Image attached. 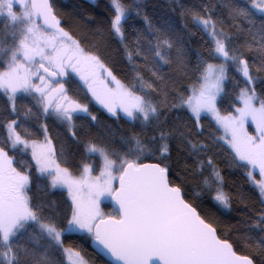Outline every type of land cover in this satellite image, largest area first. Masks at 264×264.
<instances>
[{"label": "trees", "instance_id": "1", "mask_svg": "<svg viewBox=\"0 0 264 264\" xmlns=\"http://www.w3.org/2000/svg\"><path fill=\"white\" fill-rule=\"evenodd\" d=\"M49 1L60 27L80 48L97 57L134 94L157 107L159 116L143 121L142 116L129 119L109 115L70 76L65 80L67 94L88 110L72 116L70 129L52 112H45L33 96L17 94L11 102L0 90V148L12 160V168L28 176L30 207L39 219L27 222L18 234L19 244L45 256V264H68L61 247L47 237L40 224L65 229L73 206L64 190L52 186L55 173L40 171L30 142L43 140L47 132L63 167L77 175L88 166L97 175L104 160L99 152L89 151L92 145L122 155L135 148L133 137H137L146 150L136 162H154L167 168L169 183L181 190L184 200L215 228L220 239L228 241L236 253L248 256L254 264H264V201L249 179L248 165L237 158L208 116L194 118L185 104L173 107L199 85L204 69L211 63L224 67L222 92L215 98L217 112L229 115L242 108L240 97L244 89L254 90L253 103L260 108L264 102V14L252 7V0H118L127 12L119 36L112 27L117 13L111 0ZM239 9H246L249 15H238ZM194 17H211L217 32L222 30L226 36L229 56L237 59L218 58L209 30ZM163 40L172 47L162 44ZM158 44L164 60L155 56ZM138 52L140 55H136ZM241 60L247 62L251 80L244 76ZM5 68L0 59V71ZM92 116L96 119L92 120ZM13 120L16 124L12 127L23 141L14 147L15 137L9 138ZM247 127L253 132L251 125ZM165 144L167 152H163ZM192 144L198 147L194 149ZM109 158L117 160L114 155ZM216 173L222 179H217ZM218 191L228 198L227 207L215 199ZM102 208L106 217L117 216L110 202L103 201ZM90 241L91 237L77 233L61 237L64 246L79 251L88 263L109 264L92 249ZM20 264L31 261L21 258Z\"/></svg>", "mask_w": 264, "mask_h": 264}, {"label": "snow or ice", "instance_id": "2", "mask_svg": "<svg viewBox=\"0 0 264 264\" xmlns=\"http://www.w3.org/2000/svg\"><path fill=\"white\" fill-rule=\"evenodd\" d=\"M112 3L117 13L112 27L119 34L124 10L118 0H112ZM15 4L22 6L20 15H17V11L20 9L14 11ZM252 5L264 13V0H252ZM5 13L12 21L13 27L17 24L22 26L19 37L15 32L9 34L13 41L18 39V46L13 43L10 49H5L3 47L5 40H0V53L11 51L12 63L9 65V71L0 75V88L6 92L10 90L13 94L9 97L10 100H15L18 85L24 91L33 87L42 95L44 88L47 87L46 84L44 86L31 84L30 76L38 75V70L29 73L27 69H24V74L21 75L20 70L24 68V65L18 60V54H22L23 60L28 62H33L36 57H40L39 68H42L50 76H56L57 71H50L43 61H47L51 68L58 69L60 75H63L65 65H69L74 71H77L76 65L81 62L103 67L97 57L85 55L78 42L60 27V22L52 14L48 0H39V3L37 0H0V15ZM237 14L249 15L246 9H239ZM38 16L43 17L44 27L34 19ZM194 19L205 29H211L209 35L215 44L216 53L229 59H237L235 55L229 56L224 42L226 36L222 30L217 32L216 24L211 17H194ZM47 29L53 31L48 32ZM161 43L166 44L168 48L172 47L168 40H163ZM261 47H264V44ZM45 49H49V51H45ZM136 55H140V53L138 52ZM155 56L161 60L165 59L159 44L155 49ZM129 57H131V53H129ZM240 63L243 65L244 76L251 80L247 62L241 60ZM202 75L204 83L200 84L198 89H193V95L186 100L182 98L181 104L173 105V107L187 104L197 119H199L201 111L215 113L217 119L224 124L225 129L231 130L232 140L229 143L239 159L247 161L254 168L258 166L260 173L264 174V135L260 137L259 143H255L254 137L242 132L244 120L249 116L258 121V125L264 131V102H261L259 109L255 108L253 106V100L256 99L254 90L244 89L240 97L244 107L237 109L240 113L239 117H220L216 112L215 98L222 90L224 67L209 63ZM38 78L44 81L43 76ZM113 79L115 80V77ZM116 83L118 87L123 88L119 81ZM148 87L151 85L149 84ZM53 91L56 90L53 89ZM59 91L63 92L62 86ZM197 92L198 94H196ZM249 92L252 94L250 95ZM93 95L96 93L93 92ZM116 99L119 100L120 107L130 118L139 119L142 116L143 121H148L150 117L156 116L158 119L157 107L143 97L134 95L131 91H120ZM101 102L104 103V101ZM105 107L115 115L112 105L105 104ZM77 109L83 112L88 111L87 108H81L80 105H75L71 111ZM45 111H47V106ZM57 111H61L59 106ZM137 113L140 115H136ZM61 114L69 121L72 119L69 108H63ZM89 115L91 114L89 113ZM95 119L96 117L92 116V120ZM14 124H16L15 120L9 125V138L15 137L12 141L13 147L17 143H23L20 135L12 127ZM181 135L183 136V133ZM164 137L165 133L162 132L161 138ZM133 140L135 148H129L122 155L116 152L109 153L105 148L92 145L89 151L99 152L104 160L103 171L94 179H90L87 175L74 179L67 169L56 167L55 175L52 176V186H67L70 193L74 191L77 193L72 196L75 208L68 221L69 227L64 231H75L71 227L72 225H77L88 233H93L95 230L96 241L123 264H149V261L154 257L158 261H163V264H253V260L248 257H238L230 243L220 240L216 236L215 229L205 223L196 210L184 201L178 187L169 186L166 175L167 168L156 164H138L136 162L146 150V146L137 137H133ZM192 147L195 149L198 145L192 144ZM167 150L165 144L163 152H167ZM49 151L51 150L49 149ZM33 155L36 157L37 164L41 165L40 171H48L47 164L41 159L43 154L37 156L34 151ZM110 155L116 156L117 160L110 159ZM130 156H134L136 159H128ZM0 157H3L4 164L8 165L7 172L4 171L3 166H0V261H3V264H20L21 258H24L30 260L31 264H45V256L37 255L34 250H29L19 244L17 239L18 234L25 228L28 221L39 222L36 211L30 207L29 197L25 191L29 178L11 168V161L7 159V153L2 148H0ZM117 161H119L118 165ZM209 163L211 162L209 161ZM114 166L119 172V190L116 192V198L120 204L122 216L120 219L114 217L107 220L99 219V223H94L101 217L97 206L99 197L105 192L113 191L111 181L116 178L113 176ZM89 171L87 167L84 168V173H89ZM49 174L51 175V173ZM251 175L252 173L249 172V176ZM216 177L222 179L218 173H216ZM102 178L104 179L102 180ZM205 183L207 184L208 181L206 180ZM84 190H87V203L78 195ZM260 191L264 195V182L260 183ZM215 199L225 207L228 206V198L222 191H218ZM261 220L264 221V215L261 216ZM40 227L52 240L58 244L61 242V231H58L54 224L41 223ZM261 243H264V240ZM74 255L77 260H74L72 264H85L79 252Z\"/></svg>", "mask_w": 264, "mask_h": 264}, {"label": "rangeland", "instance_id": "3", "mask_svg": "<svg viewBox=\"0 0 264 264\" xmlns=\"http://www.w3.org/2000/svg\"><path fill=\"white\" fill-rule=\"evenodd\" d=\"M90 1H94V0H90ZM111 4L115 10V6L112 3V0H111ZM251 5H252V3H251ZM120 6H121V4H120ZM252 7H253V5H252ZM253 8H255V7H253ZM17 9H20V11H17ZM122 9L124 10L123 7H122ZM14 11H17V15H20L21 11H22V6L20 4H15L14 5ZM257 11H259V10H257ZM126 14H127V12H126V10H124V16H126ZM262 14H264V13H262ZM124 16L122 17L121 22H122ZM34 19L36 20V22L38 24H40L42 27H44V25L42 23H40L36 19V17H34ZM198 24L201 25L202 27H204L199 22H198ZM21 27L22 26L19 24H17L15 27H13L12 21L10 20V18L7 17L6 13L4 15H0V40H5V43L3 45V47L5 49H10V47L13 45V43H15L16 46H18V44H19L18 39L13 41L11 39V37L9 36V34L12 32H15L17 37H19ZM120 27H121V25H120ZM208 30H209V32L211 31V29H208ZM118 35L120 36L121 32ZM45 51H49V49H45ZM214 53L218 58H220L223 61L228 59V58L223 57L222 55L216 53L215 47H214ZM84 54L87 56H91L85 52H84ZM0 59L5 63V67H6L4 70L0 71V75H2L4 72L9 71V65L12 63L11 51L8 50V51H4V52L0 53ZM18 60L24 65V68L20 70L21 75L24 74V69H27L29 73L37 72V70H38V75H31L30 76L31 84L32 85H41V86H44L46 84L47 87L44 88V93L42 95L40 92L36 91L33 87H29L28 91H24L18 85V91L15 93V96L17 94H26V95L33 96L40 103V105L44 111H45V107L47 106V111H45V112H52L56 116L57 119H59L60 121L65 123L70 129H72V119L69 121L62 116L61 112H62L63 108H69V111L71 113V117L74 116L75 114H85L86 113V112H83L79 109H77L76 111H71L72 107H74L75 105H80L81 108H87L85 105H83L82 103H80L79 101L75 100L74 98H72L71 96H69L67 94V92L65 90V80L70 76H73L82 84V86L89 93L92 100L101 109H103L106 113H108L109 115H113V113L110 112L107 107H105V104H110L114 107L115 115L119 114V115H122L124 117L129 118V119H132V118L128 117L127 114L122 110V108L120 107L119 100L116 99V96L120 91H123V90L131 91V90L129 88H127L124 84H122L121 82H120V85H122L123 88L118 87V85L116 83V81H118V80L116 78L114 80L113 76L109 75V72L105 69L104 66L99 67V66H96L94 64H87V63L81 62L80 64L76 65L78 70L74 71L71 66L65 65L64 69H63V75H60L58 69L51 68V66L48 65L47 61H43V63H45V66L49 67V69H51L53 71H57V75H58L59 80H57L55 82V81H52L47 76H45L39 72L40 57H36L35 61H33V62H28V61L23 60L22 54H18ZM100 64H102V63L100 62ZM213 65H218V64H213ZM67 71L70 72V74H68ZM203 73H204V71H203ZM39 76H43L44 81H41L38 78ZM203 83H204V81H203V75H202L201 79H200V83L195 89H198L200 84H203ZM61 86L63 87V92L59 91ZM53 89H55L56 91H53ZM0 90L3 93H5V95L8 98L11 95H13L10 90H8L7 92L3 88H0ZM93 92H95L96 95H93ZM221 92H222V90L216 95V98L218 97L219 94H221ZM196 94H198V92ZM134 95H137V94H134ZM191 95H193V90L191 91V94L189 96H191ZM137 96H139V95H137ZM101 101H104V103H102ZM11 102H13V100H11ZM58 106H60V110H61L60 112L57 111ZM185 106L189 110L191 115L194 118H196V116L192 113L189 106L187 104H185ZM253 106L255 108L259 109V107L255 106L254 103H253ZM241 107L243 108L244 105L242 104ZM237 109H240V108H236L235 111L229 115L220 114L219 112H217V110H216V112L219 114L220 117H239L240 113L237 111ZM136 115H140V114L137 113ZM201 115L208 116L217 125V127L221 130L222 134L225 136L227 145L236 155L235 150L232 148L231 144L229 143V141L232 140L231 130L225 129L224 124L217 119V115L215 113L209 112V111H201L200 116ZM247 125H251L253 132L249 131ZM242 132L246 133L248 136L254 137L255 143H259L260 137L262 135H264V131H262L261 127L258 125V121L253 120L251 116L245 118L244 123H243V127H242ZM29 145L34 149L37 156H41V154H43L41 156V159L44 163L47 164L48 170L55 173L57 166H59L60 169H67V168L63 167L58 162L56 155H55V149L53 146V142L49 138L47 132H46V135H45L43 140L30 142ZM49 149L51 151H49ZM237 158L239 159L238 156H237ZM7 159L11 161L10 166L12 168V160L8 156H7ZM240 161L248 165L249 172L252 173V175L249 176V179H250L251 183L257 188L261 199L264 201V195H262L261 191H260V183L264 182V174L260 173L258 166L254 168L251 164H248L247 161H242V160H240ZM0 166H3L4 171L7 172L8 165L4 164V158L3 157H0ZM87 168L89 169L88 166H87ZM103 169H104V163L102 164L101 170L97 175H93L90 171H89V173H84V170L81 174L75 175V174H72L68 169L67 170H68V173L71 175V177L74 179H79V178H81V176H84V175H87L90 179H94L95 177L100 175V173H101V171H103ZM113 176L116 177L115 179H112V181H111V188L114 191V189L116 187L117 179L119 177V172L116 170L115 166L113 167ZM103 179L104 178H102V180ZM55 188L65 191V193H66L68 199L70 200V202L73 206V209H74L75 204L73 202L72 196L74 194H77V193H75V191L73 193H70L67 186L56 185ZM25 191L27 194V187H26ZM113 191L111 193L105 192L103 195H101L99 197V199L97 201V206H98L99 212L101 213V217L98 218L96 221H94V223H96L99 219L106 217V213L104 212V210L102 208V202L103 201L110 202V196L113 193ZM78 195L80 198H82L85 201V203H87V200H88L87 191H82ZM68 227H69V224L67 225V227L65 229H67ZM71 227L74 228L75 231L68 232V231H64L65 229H62V230L57 229V230L61 231V237L65 233H77V234H81V235H86L88 237L92 236V233H88L86 230L80 229L77 225H72ZM43 232L47 235V233L45 231H43ZM47 237H49V236L47 235ZM61 237H60V241H61ZM52 241L55 244H57L59 247H61V249L63 250V252L65 254L66 262L68 264H72V262L74 260H77V257L74 255V253L79 252V251H77L71 247L64 246L62 244V242H60L58 244L56 241H54V240H52ZM65 250H68V251H65ZM80 257L83 258V261L85 262V264H90L84 259V257L81 254H80Z\"/></svg>", "mask_w": 264, "mask_h": 264}, {"label": "water", "instance_id": "4", "mask_svg": "<svg viewBox=\"0 0 264 264\" xmlns=\"http://www.w3.org/2000/svg\"><path fill=\"white\" fill-rule=\"evenodd\" d=\"M37 2L39 3V0H37ZM48 3L50 4V1L48 0ZM50 6H51V4H50ZM51 9H52V7H51ZM52 14L55 16V14H54V12H53V9H52ZM56 17V16H55ZM36 19L39 21V22H41L42 24H43V17H36ZM56 19H57V17H56ZM58 20V19H57ZM52 30V29H51ZM50 71H52V70H50ZM39 72L41 73V74H43V75H45V76H47L49 79H51L52 81H56L57 79H58V76L56 75V76H50L48 73H46V72H44V70L42 69V68H39ZM140 164H149V165H151V164H156V165H159L158 163H154V162H143V163H140ZM160 166V165H159ZM166 175H167V180H168V174L166 173ZM168 183H169V180H168ZM169 186L170 187H176V186H172L170 183H169ZM119 190V179H117V183H116V187H115V189H114V191H113V193L111 194V196H110V205H111V207H112V209L116 212V214H117V216H107V217H105V218H102V219H105V220H107L108 218H110V217H114L115 219H120L121 218V216H122V211H121V209H120V204L118 203V201H117V198H116V192ZM180 192H181V190H180ZM181 197L183 198V196H182V193H181ZM184 199V198H183ZM185 201V200H184ZM186 203H188L187 201H185ZM189 204V203H188ZM191 205V204H190ZM191 207H193L192 205H191ZM194 208V207H193ZM195 209V208H194ZM196 210V209H195ZM196 212L198 213V211L196 210ZM199 214V213H198ZM200 216V215H199ZM200 218L201 219H203L201 216H200ZM204 220V219H203ZM205 221V220H204ZM96 223H99V220L96 222ZM205 223H207L206 221H205ZM208 224V223H207ZM208 225H210V224H208ZM211 226V225H210ZM103 227V226H102ZM212 228H214L213 226H211ZM215 229V228H214ZM95 231V230H94ZM94 231H93V233H92V238H91V241H90V243H91V247H92V249L98 254V255H100L102 258H104L109 264H123V262L122 261H118V260H116V258L114 257V256H112L111 255V253L110 252H108L107 251V249H104L103 248V246L102 245H100L99 244V242L98 241H96V239H95V235H94ZM215 234H216V236L218 237V235H217V232H216V230H215ZM219 238V237H218ZM220 239V238H219ZM220 240H222V239H220ZM223 241H226V240H223ZM228 242V241H227ZM229 243V242H228ZM232 248H233V246H232ZM233 251L235 252V250H234V248H233ZM235 254L238 256V257H248V256H245V255H240V254H238V253H236L235 252ZM249 258V257H248ZM251 259V258H250ZM149 264H163V261H158L155 257L151 260V261H149ZM253 264H254V262H253Z\"/></svg>", "mask_w": 264, "mask_h": 264}, {"label": "flooded vegetation", "instance_id": "5", "mask_svg": "<svg viewBox=\"0 0 264 264\" xmlns=\"http://www.w3.org/2000/svg\"><path fill=\"white\" fill-rule=\"evenodd\" d=\"M47 31H48V32H51V31H53V30H51V29H47ZM49 70H51V69H49ZM52 71H53V70H52ZM67 73L70 74V72H68V71H67ZM57 76H58V75H57ZM57 80H59V78H58ZM57 80H56V81H57ZM56 81H55V82H56ZM59 108H60V106H59Z\"/></svg>", "mask_w": 264, "mask_h": 264}]
</instances>
